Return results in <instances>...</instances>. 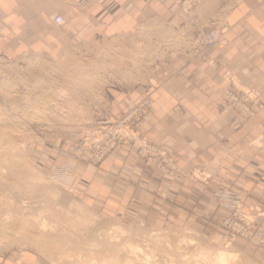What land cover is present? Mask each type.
<instances>
[{"label":"rangeland","instance_id":"374dc122","mask_svg":"<svg viewBox=\"0 0 264 264\" xmlns=\"http://www.w3.org/2000/svg\"><path fill=\"white\" fill-rule=\"evenodd\" d=\"M200 1L179 4L193 10ZM223 43L224 31L214 45ZM172 48L171 28L152 18L111 34L96 28L67 55L46 57L28 48L0 60V264H261L251 249L264 230V208L257 203L238 199L215 224L196 214L162 218L129 202L97 200L73 176L78 162L98 167L113 150L128 147L161 174L209 181L219 153L207 167L187 170L163 143L141 132L155 113L153 92L177 64ZM223 76L215 106L220 116L237 114L221 112L227 79L256 94L254 113L228 122L237 130L262 106L260 90L229 71ZM120 93L127 95L126 108L117 112L112 101ZM59 143L69 156L50 172ZM254 143L264 148V134ZM99 147L104 151L97 157ZM38 232L50 240L31 243ZM220 251L237 255L219 262Z\"/></svg>","mask_w":264,"mask_h":264},{"label":"crops","instance_id":"0c3cea01","mask_svg":"<svg viewBox=\"0 0 264 264\" xmlns=\"http://www.w3.org/2000/svg\"><path fill=\"white\" fill-rule=\"evenodd\" d=\"M57 13L66 19L61 26L52 20ZM152 18L171 28L177 64L153 92L155 113L141 132L163 143L187 170L207 167L219 153L218 169L207 183L181 180L157 172L152 162L122 147L98 167L78 162L73 176L97 200L113 206L129 202L162 218L196 214L215 224L238 199L264 208V148L254 143L264 134V2L202 0L186 10L179 0H0V60L28 48L46 57L72 53L96 28L111 34ZM213 25L224 29L223 45L200 48L201 31ZM185 39L191 46L184 48ZM226 71L260 90L262 106L237 130L228 123L239 119L237 114L220 116L215 109ZM114 96L115 111L124 110L127 95ZM55 145L61 153L47 166L50 172L69 156L63 143ZM251 249L264 264V230Z\"/></svg>","mask_w":264,"mask_h":264},{"label":"built area","instance_id":"2783aa9c","mask_svg":"<svg viewBox=\"0 0 264 264\" xmlns=\"http://www.w3.org/2000/svg\"><path fill=\"white\" fill-rule=\"evenodd\" d=\"M52 20L57 26H61L66 21L64 15L60 13L55 14ZM223 31L224 30L218 26H211L201 31L199 35L200 48L205 49L211 45L218 44L223 36ZM227 80L228 85L226 88H224L220 95V105L222 107L221 112L234 110L242 117L252 115L255 111L253 104L256 102V94L253 91L243 90L242 88H239L237 85H235L231 80ZM142 103L148 104L149 99L145 97L142 99ZM103 151L104 147H99L97 157L100 156V153Z\"/></svg>","mask_w":264,"mask_h":264},{"label":"bare ground","instance_id":"6f19581e","mask_svg":"<svg viewBox=\"0 0 264 264\" xmlns=\"http://www.w3.org/2000/svg\"><path fill=\"white\" fill-rule=\"evenodd\" d=\"M65 55H67V54H65ZM62 58V57H61ZM31 179H33L32 177H30ZM82 215V214H81ZM84 217V216H83ZM87 217V216H86ZM87 220V219H86ZM20 225V224H19ZM18 225V226H19ZM44 226V225H43ZM20 227V226H19ZM22 227V226H21ZM11 228H14V229H12V230H16V229H18L17 228V226L16 225H14V226H11ZM20 229V228H19ZM41 230H43L44 231V228H42L41 227ZM39 232H41V231H39ZM38 232V234H35V236H32L31 238H29V239H31V243H33V244H35V245H37V244H39V243H42L43 241V243H45L46 241H49L50 240V236L48 237V236H40V235H42V234H40ZM61 234V233H60ZM51 235H52V233H51ZM57 236V235H56ZM21 239V238H20ZM72 241V240H71ZM237 255V253L235 252V251H220L219 253H218V261L219 262H228L229 260H231L232 258H234L235 256ZM53 256V255H52Z\"/></svg>","mask_w":264,"mask_h":264}]
</instances>
